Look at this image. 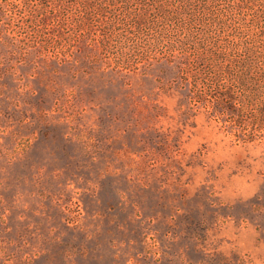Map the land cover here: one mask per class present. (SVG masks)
Returning <instances> with one entry per match:
<instances>
[{
  "label": "rangeland",
  "instance_id": "obj_1",
  "mask_svg": "<svg viewBox=\"0 0 264 264\" xmlns=\"http://www.w3.org/2000/svg\"><path fill=\"white\" fill-rule=\"evenodd\" d=\"M12 14L1 25L14 42L0 40V264H264V128L251 111H215L219 86L156 63L170 55L147 51L150 32L132 36L144 51L131 58L110 40L106 67L29 47L31 27Z\"/></svg>",
  "mask_w": 264,
  "mask_h": 264
},
{
  "label": "trees",
  "instance_id": "obj_2",
  "mask_svg": "<svg viewBox=\"0 0 264 264\" xmlns=\"http://www.w3.org/2000/svg\"><path fill=\"white\" fill-rule=\"evenodd\" d=\"M53 3L50 6L42 0H0L1 45L14 42L13 36L3 33L1 25L9 10L14 12L10 24L17 21L20 29L31 27L35 39L26 45L36 50L45 47L47 51L52 43L60 47L65 61H71L72 57L71 62L78 59L109 67V61L105 62L101 54L110 48V40L120 41L126 57L131 58L137 51H144L139 40L130 42L132 36L143 37L150 32L147 51L166 48L170 55L156 63L166 64L174 73L182 70L193 84L215 83L214 87L219 86L214 93L215 111L242 118L246 111H251L248 120L251 127L264 128V0H53ZM58 5L64 8L61 10ZM68 10L70 20L65 23L59 16L63 11L68 14ZM105 15L106 20L94 23ZM16 30L8 26V31ZM224 35L229 41L218 47ZM189 52L196 53V57L190 59ZM141 60L152 61L148 57ZM194 65H207L209 74L200 68L194 70ZM205 94L207 91L201 92L199 102ZM241 139L250 138L241 136Z\"/></svg>",
  "mask_w": 264,
  "mask_h": 264
}]
</instances>
